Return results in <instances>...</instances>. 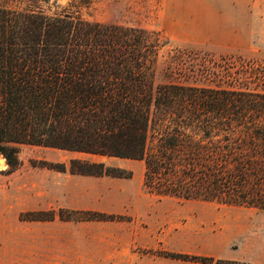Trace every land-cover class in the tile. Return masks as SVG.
<instances>
[{
  "label": "trees",
  "instance_id": "16d2710c",
  "mask_svg": "<svg viewBox=\"0 0 264 264\" xmlns=\"http://www.w3.org/2000/svg\"><path fill=\"white\" fill-rule=\"evenodd\" d=\"M51 1L0 4V155L8 174L21 166L24 145L139 160L151 194L264 210V62L181 49L163 30L52 12ZM160 68L165 82L156 81ZM69 164L72 174L132 176L100 161ZM61 212L67 221L126 219ZM24 218L51 221L55 213Z\"/></svg>",
  "mask_w": 264,
  "mask_h": 264
},
{
  "label": "rangeland",
  "instance_id": "374dc122",
  "mask_svg": "<svg viewBox=\"0 0 264 264\" xmlns=\"http://www.w3.org/2000/svg\"><path fill=\"white\" fill-rule=\"evenodd\" d=\"M4 4V0H0ZM52 12L66 9L80 17L104 23L163 30L173 46L215 56L227 55L264 62V0H52ZM157 82H165L161 68ZM199 85L202 83L199 82ZM3 156L0 155V158ZM4 158V157H3ZM21 166L8 174L6 160L0 165V243H7L6 261L14 264L15 239L40 236L41 232L68 231L73 222L64 220L73 210L62 207L58 201L70 192V203L76 190H94L102 194V206L107 214L121 215L131 223L123 226L132 231L144 247L152 264H203L167 257V254L208 256L235 264H264V210L234 206L203 200H183L149 193L143 186V161L106 158L63 150L24 145L20 148ZM75 158L105 162L109 166L131 171L130 178L107 176L104 179L63 181L50 178L51 186L40 188L46 180L40 161L65 163L70 173V160ZM5 159V158H4ZM54 174L58 172L50 169ZM79 175V174H78ZM39 186V188H38ZM53 195L49 209L41 210L34 204V194L44 191ZM51 196V195H50ZM90 197H84L82 204ZM45 202L46 198H41ZM38 210H23L30 207ZM29 212L55 213L52 228L41 224H23ZM77 214L94 211H73ZM100 212V211H98ZM74 215V216H79Z\"/></svg>",
  "mask_w": 264,
  "mask_h": 264
},
{
  "label": "crops",
  "instance_id": "0c3cea01",
  "mask_svg": "<svg viewBox=\"0 0 264 264\" xmlns=\"http://www.w3.org/2000/svg\"><path fill=\"white\" fill-rule=\"evenodd\" d=\"M46 180L42 181L40 188H48L52 184L50 178L59 177L62 180L59 187H64L63 181H84L90 179H104V177H93L78 174H69L66 172H58L54 174L50 169L43 172ZM39 188V186H38ZM75 197L78 201L70 203L68 197H71L70 192L62 194V200L58 201L59 205L73 211H94L108 212L102 206V194L94 190H76ZM51 195V196H50ZM37 206L40 202L41 210L49 209L53 195L50 190L44 193L33 195ZM84 197H90L88 203L82 204L81 200ZM41 198H46V201H41ZM37 207H30L23 210H38ZM20 225L41 224L42 228H52L54 220L51 221H21ZM63 224L71 223L67 220L61 222ZM71 229L62 232L56 236V233L44 231L40 236H28L20 239H15L14 243V264H152V260L141 253V248L144 247L142 240L134 236V232L119 229H129L123 226L128 221H80L73 222ZM7 243H0V264L6 261ZM158 264L157 261H154Z\"/></svg>",
  "mask_w": 264,
  "mask_h": 264
},
{
  "label": "bare ground",
  "instance_id": "6f19581e",
  "mask_svg": "<svg viewBox=\"0 0 264 264\" xmlns=\"http://www.w3.org/2000/svg\"><path fill=\"white\" fill-rule=\"evenodd\" d=\"M4 158L2 157V158H0V165H3L4 164Z\"/></svg>",
  "mask_w": 264,
  "mask_h": 264
}]
</instances>
